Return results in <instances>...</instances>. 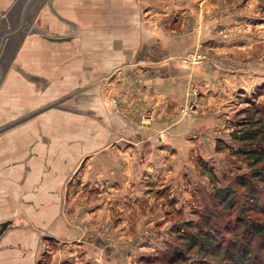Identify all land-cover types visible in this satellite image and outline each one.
<instances>
[{
    "label": "crops",
    "instance_id": "crops-1",
    "mask_svg": "<svg viewBox=\"0 0 264 264\" xmlns=\"http://www.w3.org/2000/svg\"><path fill=\"white\" fill-rule=\"evenodd\" d=\"M12 2L17 0H0V11L8 14ZM44 3L35 20L39 26L25 32L0 73V128L53 103L0 131V223L10 220L0 235V264H103L96 263L94 255L99 256L104 242L83 225L82 216L94 214L78 213L76 202L94 193L88 190L93 185H100L97 195L108 200L115 194L110 188L118 189L125 180L149 183L162 165L143 162L148 154L143 159L135 153L159 146L182 152L190 145L183 139L190 123L206 121L189 114L170 122L192 76L209 95L207 63L190 70L173 58L192 51L199 38L154 31L151 25L176 14L199 22L200 15L193 11L199 2ZM0 27L3 31L4 21ZM52 36L69 38H48ZM132 87L138 88L136 109L149 114L147 122L108 104L107 91L127 93ZM205 94L202 104L210 98ZM160 131L167 132L166 144L158 137ZM174 137L181 142L174 143ZM129 153L133 161L127 160ZM127 169L132 170L130 177Z\"/></svg>",
    "mask_w": 264,
    "mask_h": 264
},
{
    "label": "rangeland",
    "instance_id": "rangeland-1",
    "mask_svg": "<svg viewBox=\"0 0 264 264\" xmlns=\"http://www.w3.org/2000/svg\"><path fill=\"white\" fill-rule=\"evenodd\" d=\"M46 1L36 0L30 4L27 24L23 31L17 32L15 47L25 32L39 26L35 20L39 7ZM198 2L193 11L200 15L199 22L190 15L181 20L176 14L168 22L158 18L151 25L154 31L199 38L192 51L173 58L190 70L207 63L205 85L209 86V95L192 76L184 101L175 105L170 122L189 114L204 117L206 121L198 119L190 123L188 135L183 138L190 145L184 146L182 152L178 153L176 148L172 152V147L161 149L162 146L154 148L153 152L133 151L143 159L148 154L146 159L149 160L143 162L161 163L162 167L150 175L149 183L144 180L143 186L125 180L122 185H116L118 189L110 188L115 194L108 200L102 199V194L97 195L100 185H93L88 190L94 193L76 202L74 208L78 213L94 214L82 216L84 228L91 227L94 236L104 242L99 244L98 250H102L99 256L94 255L96 263L236 264L225 250H234L236 241L247 240H251L253 259L246 264L264 263V231L262 234L245 231L252 221L264 223V182L252 176L253 170L260 169L262 163L252 165L242 153L236 152L242 142L232 137L239 121L251 113L257 112L264 120V0ZM0 16L2 23L7 13L0 11ZM202 35L206 41L200 42ZM135 89L138 88L132 87V92L125 93L112 88L106 93L110 97L108 104L114 111L147 122L149 114L136 109L134 100L139 99V92ZM203 93L210 97L204 104L200 103ZM122 95L130 96L131 100ZM158 137L165 144L169 140L166 131H160ZM181 139L174 137V143ZM201 141L212 145L205 148L200 145ZM129 156L127 154V160L133 161L134 155ZM166 160L168 165L164 164ZM126 171L130 177L132 170ZM239 178L248 179L250 184L241 185ZM250 185L252 192H257V208L253 207V198L249 195ZM218 190H224L228 198L233 197L232 204L216 196ZM92 196L100 198L92 199ZM205 232L216 236L211 248L201 252L199 239L196 245L188 247V236L205 235Z\"/></svg>",
    "mask_w": 264,
    "mask_h": 264
},
{
    "label": "trees",
    "instance_id": "trees-1",
    "mask_svg": "<svg viewBox=\"0 0 264 264\" xmlns=\"http://www.w3.org/2000/svg\"><path fill=\"white\" fill-rule=\"evenodd\" d=\"M232 137L236 140L242 142V146L237 149L236 152L242 153L249 161L250 164H259L262 163V167L260 169H254L252 172V176L261 182H264V120L262 115H257V112L251 113L250 116H247L242 121H239L238 128L233 131ZM239 183L243 186H246L249 182L246 178H239ZM250 183H248L249 185ZM250 193V197L253 198V207L257 208L259 201L257 197V192H252L253 186H248ZM228 191V190H227ZM224 190H218L216 196L221 197L222 200H225L224 203H228L229 205L233 202V197H229L228 195H224ZM224 196H227L226 198ZM239 225V223H238ZM245 231L250 234H262L264 231V223L252 221L245 227ZM205 235L194 233L188 236V247H192L197 244L198 239L201 240L198 248L201 252L207 250V248H211L213 244H215V235L204 233ZM200 235V237H198ZM247 236V235H246ZM242 239V238H241ZM251 241V240H250ZM250 241L243 242L242 241L235 242L234 250L233 248H227L225 250L227 256L234 259L236 264H246L250 262L253 258L251 256V247ZM224 248H222L223 250ZM255 261V260H254ZM264 264V263H261Z\"/></svg>",
    "mask_w": 264,
    "mask_h": 264
},
{
    "label": "water",
    "instance_id": "water-1",
    "mask_svg": "<svg viewBox=\"0 0 264 264\" xmlns=\"http://www.w3.org/2000/svg\"><path fill=\"white\" fill-rule=\"evenodd\" d=\"M32 2H36V0H18V2L11 3L10 10L4 20L3 31L0 30V73L4 70L7 57L14 56L16 33L24 30L27 21L28 9ZM48 38L52 40H62L68 39L69 37L52 36ZM54 103H58V100H56ZM49 105L35 108L29 114ZM29 114L20 116L17 119L11 121L10 123L1 127L0 131L8 130L9 126L14 125L21 120H25ZM9 223L10 220H5L0 223V235L6 229Z\"/></svg>",
    "mask_w": 264,
    "mask_h": 264
},
{
    "label": "built area",
    "instance_id": "built-area-1",
    "mask_svg": "<svg viewBox=\"0 0 264 264\" xmlns=\"http://www.w3.org/2000/svg\"><path fill=\"white\" fill-rule=\"evenodd\" d=\"M161 136H164L163 134H161Z\"/></svg>",
    "mask_w": 264,
    "mask_h": 264
}]
</instances>
